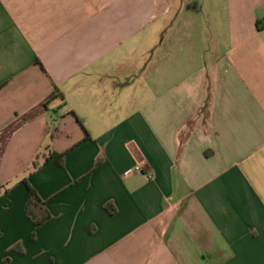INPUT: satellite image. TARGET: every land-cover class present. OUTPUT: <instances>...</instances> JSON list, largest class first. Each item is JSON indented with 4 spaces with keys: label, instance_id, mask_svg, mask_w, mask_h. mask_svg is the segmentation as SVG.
<instances>
[{
    "label": "crops",
    "instance_id": "0c3cea01",
    "mask_svg": "<svg viewBox=\"0 0 264 264\" xmlns=\"http://www.w3.org/2000/svg\"><path fill=\"white\" fill-rule=\"evenodd\" d=\"M0 264H264V0H0Z\"/></svg>",
    "mask_w": 264,
    "mask_h": 264
},
{
    "label": "trees",
    "instance_id": "16d2710c",
    "mask_svg": "<svg viewBox=\"0 0 264 264\" xmlns=\"http://www.w3.org/2000/svg\"><path fill=\"white\" fill-rule=\"evenodd\" d=\"M61 93L56 90L49 100L44 103L43 108L47 110L49 103L59 97H61ZM53 136H51L52 138ZM41 157H37L36 160L33 163L32 169L29 173V175H32L36 170H38L42 166H46L52 162H57L59 165H63L65 162V154H56L54 151L50 150L48 155H45V158L42 162H40ZM101 163L97 164V167H99ZM24 183L28 187L29 190V202L27 205V215L32 221L33 225L35 228L40 227L43 225L45 222H47L50 218L51 215L49 211L46 209V203L40 198L39 194L36 192V190L29 184L28 180L25 179ZM109 209V208H108ZM111 212L114 213L115 210L111 209Z\"/></svg>",
    "mask_w": 264,
    "mask_h": 264
},
{
    "label": "built area",
    "instance_id": "2783aa9c",
    "mask_svg": "<svg viewBox=\"0 0 264 264\" xmlns=\"http://www.w3.org/2000/svg\"><path fill=\"white\" fill-rule=\"evenodd\" d=\"M136 172H140V173H144L149 179H151L150 175L147 174L146 170L144 169L143 165L139 164L136 168H135ZM127 174H131V172H128Z\"/></svg>",
    "mask_w": 264,
    "mask_h": 264
},
{
    "label": "rangeland",
    "instance_id": "374dc122",
    "mask_svg": "<svg viewBox=\"0 0 264 264\" xmlns=\"http://www.w3.org/2000/svg\"><path fill=\"white\" fill-rule=\"evenodd\" d=\"M207 115V113H205Z\"/></svg>",
    "mask_w": 264,
    "mask_h": 264
}]
</instances>
